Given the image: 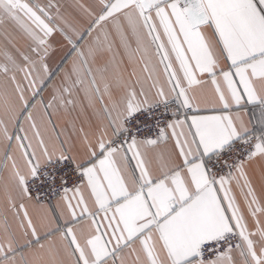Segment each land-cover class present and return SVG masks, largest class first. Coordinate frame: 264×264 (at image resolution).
<instances>
[{"label": "snow or ice", "instance_id": "snow-or-ice-1", "mask_svg": "<svg viewBox=\"0 0 264 264\" xmlns=\"http://www.w3.org/2000/svg\"><path fill=\"white\" fill-rule=\"evenodd\" d=\"M262 218L264 0H0V264H264Z\"/></svg>", "mask_w": 264, "mask_h": 264}, {"label": "crops", "instance_id": "crops-1", "mask_svg": "<svg viewBox=\"0 0 264 264\" xmlns=\"http://www.w3.org/2000/svg\"><path fill=\"white\" fill-rule=\"evenodd\" d=\"M64 2L66 4H71L73 2V0H64ZM82 2L88 3L89 0H82ZM69 10L71 11V9H69ZM18 46L23 47V41H20ZM46 94H47V89H45V92H44V95H46ZM191 94L196 97V102L200 103L201 105H204L205 103H211L215 99L214 95H213V91H212V86L210 84L204 85L203 87H195L194 86ZM37 99H39V98H37ZM189 114L191 115L193 113H189ZM199 114H210V113H208L206 111H201ZM56 123L58 125V128L60 125H62V121H60V120H57ZM25 127H27V125H25ZM254 183L256 184L257 189L259 191V180L257 177H254ZM235 194H236L237 200L240 202L241 206L243 207L244 202H243V198H242L239 190H235ZM68 195L71 197L72 193L70 192ZM56 202H57V199L54 198V200L49 202V205L54 209ZM27 210H28L29 214L33 217H36V216L43 214V210L36 207V206L29 205ZM262 219H264V218H262ZM10 220H11V217H10ZM17 235H18V238H20V234L17 233ZM56 235L58 236L59 234L57 233ZM53 238H55V237H53ZM41 242L43 243L44 241L42 240ZM24 251L27 253L28 250L24 249Z\"/></svg>", "mask_w": 264, "mask_h": 264}, {"label": "built area", "instance_id": "built-area-1", "mask_svg": "<svg viewBox=\"0 0 264 264\" xmlns=\"http://www.w3.org/2000/svg\"><path fill=\"white\" fill-rule=\"evenodd\" d=\"M190 113H191V112H190ZM70 183H71V182H70ZM52 200H54V198H51V199H50V201H52ZM50 201H49V202H50Z\"/></svg>", "mask_w": 264, "mask_h": 264}]
</instances>
